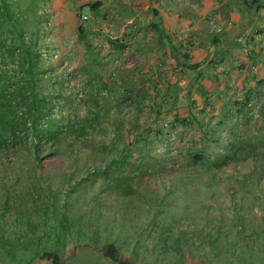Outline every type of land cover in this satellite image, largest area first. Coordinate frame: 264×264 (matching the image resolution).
I'll return each instance as SVG.
<instances>
[{"label": "crops", "instance_id": "1", "mask_svg": "<svg viewBox=\"0 0 264 264\" xmlns=\"http://www.w3.org/2000/svg\"><path fill=\"white\" fill-rule=\"evenodd\" d=\"M51 2L59 14L58 23L67 30L79 25L76 17L79 6V13L92 17L89 27L117 28V40L107 34L109 47L116 50L117 58L123 54L121 48L128 44L134 46L129 55L133 70L117 71V94L123 98V104H145L148 99L164 95L169 103L170 95L179 92L177 106L194 110V127L199 139L207 135L209 126V137L215 134L220 140L218 134L225 133L228 140L253 143L256 154L264 155V0ZM96 2L102 5L95 10L90 7L91 12L84 13L85 6ZM41 3L39 0V7ZM214 16L215 23L212 22ZM62 39V35L58 36V43H62ZM87 58L88 55H79L80 61ZM171 81L176 84L174 88L169 86ZM126 91L133 97L129 101L125 99ZM186 93H191V98H186ZM251 163L253 167L264 165V162ZM100 201L89 203L90 208H82L81 216L75 214L81 219V227L76 231L72 229L77 217L74 209L70 216L53 217L55 224L45 229V225L38 223L27 225L26 217L36 219V216L21 211L22 202L19 203V212L0 216V264H54L42 257L47 251L58 253L61 264H115L103 253V248L109 244L115 245L119 255L132 264H264L263 240H258L250 251L253 256L245 255L244 245L241 260L218 262V250L211 246L209 250L204 248L208 259L203 260L198 238L201 233H187L192 238L190 244L180 238L184 234L178 228L182 214L175 213L177 219L171 215L169 197L162 198L160 203L157 201V205L162 206L161 213L168 216L167 224L157 233L162 240L160 247L155 245V233L151 234V229L135 231L134 226L130 229L122 224L138 218L135 210L107 209L110 203L100 204ZM25 203L24 200V207ZM61 205L66 207L64 199ZM165 205L168 208H163ZM93 211L97 214H91ZM123 212L127 219L121 217ZM254 215L259 219L264 216L260 212ZM58 220L65 221L61 229ZM171 223L177 228L171 230ZM171 235H176V240L171 242ZM185 245L198 256L193 259L186 256ZM52 246L55 249L45 248Z\"/></svg>", "mask_w": 264, "mask_h": 264}, {"label": "rangeland", "instance_id": "2", "mask_svg": "<svg viewBox=\"0 0 264 264\" xmlns=\"http://www.w3.org/2000/svg\"><path fill=\"white\" fill-rule=\"evenodd\" d=\"M8 1L13 4L17 12L24 13L30 0ZM51 1L49 4L55 17L50 32L53 33L55 40L48 45L59 55L58 60L54 62L45 61L46 65H44L48 70L51 69L52 78L56 81L54 90L59 96L55 100L54 119L51 120L52 123L50 124H56L51 128L53 131L51 141H54L58 148L62 146L64 134L67 133V141L71 144V148L76 149L81 144L83 149L109 156L102 157L101 160L105 161L104 163L95 164L89 161L79 169H67L66 166L71 164L70 158L67 157H61L62 161L58 160L52 164H48V161L53 157H48L47 160H44V167L34 168L31 167L32 161L27 151L13 155L12 159L15 162L7 165L11 167L5 169V165H0V216L12 211L19 212V203L22 202L23 204L25 200L26 206L21 204V211L27 215L36 216V219L27 216V225L38 223L45 225L44 228L48 229V225L51 228V225L55 224L52 219L56 215L70 216L74 213L75 217L81 216L82 208H90L92 205L89 203L97 202L94 198L97 197L101 200L100 204L110 203L106 206L107 209L112 207L116 210H135L136 217L139 214L137 219L121 223L130 229L134 228L135 231L137 228H145L147 231L151 229V234L155 233L153 236L155 245L160 247L162 240L157 237V233L162 229V225L167 224L168 216L161 213L162 206L157 205L156 192L146 186V180H153L154 178L151 176L152 166L170 164V153L174 152V155H180L177 158L178 170L176 174H181L179 177L181 178L185 166L193 162L192 156L194 154L205 152V161L213 162L219 154L226 152L230 143L237 141L228 140L225 133L218 134L220 140L215 138V134L209 137V126L206 128L207 135L205 132V137L199 139L194 124L187 128L172 124L174 112L171 113L166 109L169 108L170 104L165 101V95L155 101L152 98L148 99L145 104L142 102L137 105L133 103L123 104V98L117 94V71L119 69L133 70L134 63L129 59V55L134 50V46L132 44L126 45L122 56L117 58L116 50L109 47L111 44L107 40V34L117 40V28L105 30L97 26L89 27L92 24V17L79 13V6L76 9L79 25L76 29L67 30L58 23L59 14L54 10ZM90 12V7H84V13ZM82 16H88L89 19L83 21ZM80 26H83L87 32L86 41L84 39L78 40ZM61 35L63 41L58 43L57 37ZM89 43L90 47L88 46ZM42 44L47 45L46 41H43ZM79 55H88V58L80 61ZM75 57L76 59H74ZM126 94H128L127 91ZM149 95H147L148 98ZM161 103L163 104L162 107L160 106ZM190 112H194V110L180 108L181 115H188ZM54 121L57 122L53 123ZM117 122H122L123 130H117ZM129 128H131L130 137L129 135L126 136ZM162 128H164L165 137L159 138L158 134ZM141 135L143 137H140ZM117 137L122 139L121 145H127L121 150L126 148V154L132 152V156L137 157L126 165L129 167V173L123 174L121 164L116 160L118 154ZM133 137L134 140H138L130 144L129 140H132ZM30 146L32 145L30 144ZM181 153L183 154L181 155ZM79 154L80 157L85 156L86 160L85 153L79 152ZM225 168L227 171L221 172L223 183H233L239 187L244 184V190L249 192V195H251L252 182H258L261 187H264V167L262 166L255 168L249 160H238L228 162ZM142 170L145 171L144 174H147L145 179ZM204 175L206 178L211 176L209 172ZM217 180H214V185H216L215 199L203 200V197L208 196L205 193L206 189L204 187L199 189V184L194 183L195 180L191 187L188 186L191 182L183 181V189L188 191L187 194H184L188 196L187 199H179L175 192L173 195L169 194L172 203L169 205L171 215L175 216L177 212L182 214L179 216L180 227L178 228L180 232L200 233L199 230L208 225L212 217L218 216L217 212H220L218 209L223 208L226 218H232L231 199L227 196L224 188L218 186ZM152 186L160 185L154 181ZM63 199L66 201V207L61 205ZM71 204L73 205L71 206ZM211 204H215L216 211L214 207L209 206ZM163 208H168V205ZM254 212L262 213L259 205H255ZM91 214L96 215L97 211H93ZM120 214H123L121 215L122 218L127 219L124 212ZM175 218L177 219V216ZM61 224H65V221L58 220L59 229H61ZM131 225L134 227L131 228ZM170 225L171 230L177 228L172 223ZM69 227L68 229L71 228ZM79 227H81V219L77 216L72 229L75 230ZM176 238V235H171L170 241L172 242ZM180 238L184 239L181 235ZM198 238L201 239L200 242L207 250L211 246L219 250L208 239H204L202 236ZM188 247L186 246V256L191 257V259L197 257L198 253H193L192 249H188ZM45 248L55 249L54 246Z\"/></svg>", "mask_w": 264, "mask_h": 264}, {"label": "trees", "instance_id": "3", "mask_svg": "<svg viewBox=\"0 0 264 264\" xmlns=\"http://www.w3.org/2000/svg\"><path fill=\"white\" fill-rule=\"evenodd\" d=\"M41 2L44 3L46 0H40ZM38 3L39 0H30L27 3V10L20 13L17 12L10 1L0 0V165H5V169L11 167L7 165L15 162L12 156L22 151L29 153L32 161L31 167L34 168L44 167V160H47L48 157H53L48 161V164L56 163L58 160L62 161L61 157L70 158L71 164L66 166L67 169H79L89 161L95 164L104 163L105 161L101 159L103 156L108 157V154L100 155L99 152L83 149L81 144L76 149L71 148V144L67 141V133L64 134L62 146L57 148L54 141H51L53 139L51 128L56 124H50L52 123L51 120L54 119L55 100L59 96L54 90L56 81L52 78L51 69L45 68V61L41 59L40 50L44 46L42 43L46 31L41 27L44 18L38 13ZM101 5V2H96L89 7L95 10ZM85 36V28L80 26L79 38L85 39ZM121 49L124 51L125 47ZM174 85L176 84L171 81L169 86L174 88ZM156 89L157 87L154 85V91ZM127 93L124 95L126 101H129L133 97L130 95L131 92L128 91ZM178 93L169 94L171 98L169 97L170 102L168 104L171 106L169 105V108L166 109L171 113L174 112L172 124L187 128L195 123L194 112H190L187 116H181L180 107L177 106ZM185 96L191 98V93H186ZM156 99L155 96L154 101ZM160 106L162 107L163 104ZM130 129L126 136L129 135L130 137ZM163 129H160L159 138L165 137ZM117 130H123L122 122H117ZM61 131L63 132L62 129ZM140 137H143V135ZM131 139L129 140L130 144L138 140L136 138L134 140V137ZM121 140L117 137L118 154L116 160L121 164L124 174L129 173V167L126 165L130 164L132 159H137V157L132 156V152L126 154V148L121 150L127 146L121 145ZM254 146L253 143L249 142L230 143L226 152L219 154L213 162L205 161V152L196 153L192 156L193 162L185 166L181 178H179L181 174H176L178 170L177 158L180 155H174V152H172L173 154L170 153L169 157L171 163L153 165L151 176L154 178L153 180H146V186L156 192V201L160 203L162 198L165 199L169 197V194L173 195L175 193L179 196V199H187L188 196L184 194H187L188 191L183 189V181L191 182V184H187L191 187L194 180L196 181L194 183L199 184V189H202V187L206 189L205 193L208 196L203 197V200L215 199L216 185H214V180L218 179V186L223 187L227 196L231 199L232 218H226L223 208L218 209L220 211L217 212L218 216L212 217L211 222L205 225L200 232L202 238L208 239L213 246H217L219 249L218 262L241 260L242 246L244 245L245 255L253 256L250 251L254 249L258 240L264 241V216L261 219L256 215L252 216L255 213V205H259L260 211L264 215V187H261L258 182H252L251 195H249V192L244 190V184L239 187L233 183H223V180H221V172L227 171L225 167L230 161L249 160L254 161L255 164L264 162V155L256 154ZM45 150H47V153H45ZM79 152L85 153L86 160L85 156L80 157ZM75 155L77 157H74ZM200 163H203V165H200ZM261 166L264 167V165ZM207 172L211 174L210 178L204 177ZM142 173L143 178L146 177L145 171ZM251 180L253 179L251 178ZM154 181L158 182L160 186H152ZM94 198L99 200L97 197ZM209 206L214 207L215 211L217 210L215 204ZM188 235L184 233L182 237L190 244L192 238ZM201 249L202 259L207 260L208 253L202 242ZM103 253L111 258L115 264H132L119 255L118 249L113 244L105 246ZM42 257L52 260L54 264H61L59 254L56 252L47 251L43 253Z\"/></svg>", "mask_w": 264, "mask_h": 264}, {"label": "built area", "instance_id": "4", "mask_svg": "<svg viewBox=\"0 0 264 264\" xmlns=\"http://www.w3.org/2000/svg\"><path fill=\"white\" fill-rule=\"evenodd\" d=\"M51 0H46V2H44L42 5H41V7L39 8V11H38V13L40 14V15H42L43 16V23H42V29L43 30H45L46 31V36L45 37H43V41L45 42L46 41V43H47V45L46 46H43L42 48H41V50H40V54H41V59L43 60V61H47V62H54V61H56V60H58L59 59V55H58V53L55 51V50H53L49 45H48V43L50 44V43H52V42H54V40H55V38H54V36H53V33L52 32H50V29H51V27H52V25H53V19H54V17H55V15H54V13L52 12V9H51V7H50V4H49V2H50ZM82 19H83V21H86V20H88L89 18H88V16H82ZM212 22L213 23H215L216 22V17L214 16L213 18H212Z\"/></svg>", "mask_w": 264, "mask_h": 264}]
</instances>
